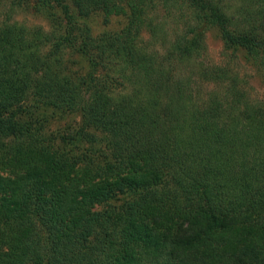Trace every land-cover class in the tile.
<instances>
[{"label": "trees", "instance_id": "trees-1", "mask_svg": "<svg viewBox=\"0 0 264 264\" xmlns=\"http://www.w3.org/2000/svg\"><path fill=\"white\" fill-rule=\"evenodd\" d=\"M208 32L264 74V0H0V264H264V101Z\"/></svg>", "mask_w": 264, "mask_h": 264}, {"label": "rangeland", "instance_id": "rangeland-1", "mask_svg": "<svg viewBox=\"0 0 264 264\" xmlns=\"http://www.w3.org/2000/svg\"><path fill=\"white\" fill-rule=\"evenodd\" d=\"M19 19L30 26H44L48 29L47 22L32 14H21ZM90 22L95 34L103 33L106 30H120L124 27L126 20L114 19L111 25L106 26L102 16L93 18ZM146 40L150 37L145 35ZM206 51L204 53L205 63L207 64H220L230 68H236L240 73L241 88L248 91L250 99L252 101H264V74L259 73L251 64L245 62L242 59L230 60L224 54V46L216 32H208L206 35ZM129 90V88L127 89ZM206 90L203 91L205 93ZM80 117L78 116H64L61 119H57L56 122L50 127L49 132L63 133L71 127H78L80 125ZM100 139L101 136L98 135ZM99 158V161H101ZM5 174L1 173V176Z\"/></svg>", "mask_w": 264, "mask_h": 264}]
</instances>
